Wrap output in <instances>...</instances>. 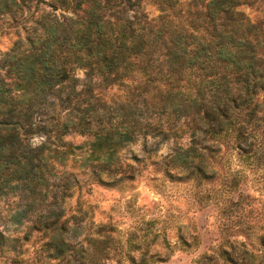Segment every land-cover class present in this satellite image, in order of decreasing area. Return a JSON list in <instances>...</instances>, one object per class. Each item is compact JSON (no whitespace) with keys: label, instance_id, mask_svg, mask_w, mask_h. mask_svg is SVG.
<instances>
[{"label":"trees","instance_id":"obj_1","mask_svg":"<svg viewBox=\"0 0 264 264\" xmlns=\"http://www.w3.org/2000/svg\"><path fill=\"white\" fill-rule=\"evenodd\" d=\"M142 1L0 0V37L15 35L0 51V198L13 221L56 223L80 177L112 183L104 171L139 136L174 141L167 173L206 178V161L234 152L264 161V0H148L156 16Z\"/></svg>","mask_w":264,"mask_h":264},{"label":"rangeland","instance_id":"obj_2","mask_svg":"<svg viewBox=\"0 0 264 264\" xmlns=\"http://www.w3.org/2000/svg\"><path fill=\"white\" fill-rule=\"evenodd\" d=\"M142 8L159 13L148 0ZM14 39L3 34L0 51ZM64 139L84 148L88 141L77 133ZM43 140L31 138L34 145ZM173 144L139 136L120 149L121 168L104 171L112 183L89 188L80 177L81 191L64 197L49 226L31 211L13 221L10 199L0 198V264H264V161H242L234 152L206 161L210 176L187 177L164 170Z\"/></svg>","mask_w":264,"mask_h":264}]
</instances>
